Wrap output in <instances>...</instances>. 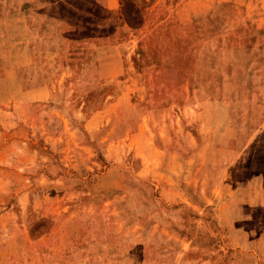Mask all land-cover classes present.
Returning <instances> with one entry per match:
<instances>
[{"label":"rangeland","instance_id":"374dc122","mask_svg":"<svg viewBox=\"0 0 264 264\" xmlns=\"http://www.w3.org/2000/svg\"><path fill=\"white\" fill-rule=\"evenodd\" d=\"M103 1L107 15L91 0H0V264H264V205L239 207L231 189L264 169V0ZM52 3L56 19L123 29L86 60L17 68L22 14ZM213 102L231 103L237 142L255 136L253 163L170 182L202 132L224 134Z\"/></svg>","mask_w":264,"mask_h":264},{"label":"crops","instance_id":"0c3cea01","mask_svg":"<svg viewBox=\"0 0 264 264\" xmlns=\"http://www.w3.org/2000/svg\"><path fill=\"white\" fill-rule=\"evenodd\" d=\"M93 4L98 7L99 9L103 10L105 14L109 13L110 6L104 3L103 0H91ZM42 8V9H41ZM45 8H57V6L52 3L51 6L44 5H38L33 4L30 9H27L26 12L22 14L21 18V24H23V35L25 39V44L27 45V58L26 61L20 65L17 68H25L29 69L32 68L35 65L36 61H40L48 59L57 60L58 57H65L67 61L71 62L73 59L70 57V55H78L80 56L79 59L75 60H86L89 54H92L95 52V49L107 47L110 44V30L111 28L120 29L123 26L122 24H118L117 21L116 24H108L107 18H105L103 21L105 24H75L71 22H65L64 20H60L59 18L56 19L54 15H48L44 9ZM118 20V18H117ZM68 21H70V18H68ZM166 25V20H161L157 22L155 25L150 27V29H147L141 37L137 38L136 36H133L132 39L128 38L124 43L126 44V48L129 49L133 45H135L142 37H144L147 33H152L154 30L161 26ZM178 25H185V24H178ZM123 29V28H122ZM157 31V30H156ZM81 56H84L81 58ZM77 58V57H76ZM74 67L67 65V64H61L57 67H52V69H65V70H71L75 69ZM47 69L49 66H47ZM96 74L100 79L104 80H111L115 75H117L118 71V65L115 63V65L107 66V67H101V65L98 64V67L95 66ZM71 73H55L47 71V76H60V75H70ZM34 75L39 76L37 73ZM72 75V74H71ZM249 101V100H248ZM223 107L225 110V115L221 117L219 115L216 117L217 109ZM263 105H258L259 113L255 112L258 118H262V112H263ZM257 110V111H258ZM210 115L212 114L211 118L213 121L215 119H222L223 122L220 124L221 128H223V133H216L213 132L210 135L207 134H200L198 132V138H197V144L195 150L192 152V156L189 158L188 161H182L178 172L176 170H172L171 166L168 168L169 170L165 169V177H170V182L175 180V177L173 175H177L179 177L180 185L191 183V176L194 175L195 171L196 173H200V184H202L201 180L204 178V174L206 173L205 169L210 168V171H216L219 173V179H222L224 177V170H221L222 168L228 167V163H235V164H241L245 165L253 163V160L250 162L246 159V157H253L252 151L249 152L248 155V148H254L253 147V135L249 136V139H245V142L242 144V142H237V139H241L239 136L240 134L233 133L231 131V125L233 124V116L234 112L231 108V103L223 104L220 102H213L210 105L209 108ZM254 113L251 114V118L255 115ZM255 120V117L252 121ZM264 124V123H263ZM263 124L260 123L259 128L263 126ZM236 126V125H234ZM239 130V129H238ZM262 131V128L260 129ZM260 131V132H261ZM238 136L240 138H238ZM205 139H208L211 141L210 144H206L207 147V162L209 164L203 165L202 160L204 158L203 153L205 150L201 153L200 150V143L205 141ZM236 140V141H235ZM233 141L235 144L236 149H233ZM244 141V139H243ZM240 144V145H239ZM249 145V146H248ZM200 154H199V152ZM210 151V152H209ZM202 156V161H198L197 157ZM254 158V157H253ZM195 162L191 167V164L189 165V161ZM250 162V163H249ZM246 164V165H247ZM264 165V162H262L261 166ZM176 177V178H177ZM193 181V180H192ZM197 183V181H196ZM211 189L217 188L216 179L212 180V183L207 184V186ZM203 186V185H202ZM204 189V186L202 187ZM234 188V190H233ZM232 192L233 197L235 199V203L239 207L246 206L250 207L251 203L254 201V205H259L260 207H263L264 205V169H260L259 173L257 175H254L252 178L247 180L244 185L239 186V183L236 182L234 186H232ZM224 192V191H223ZM211 194L213 197L215 195L214 191H212ZM224 195V194H223ZM253 199V200H252ZM226 200V199H225ZM231 203V202H230ZM251 216V215H250ZM250 218V217H249Z\"/></svg>","mask_w":264,"mask_h":264}]
</instances>
